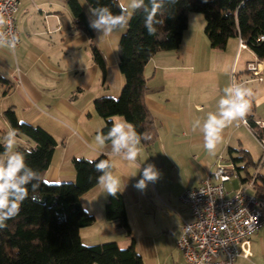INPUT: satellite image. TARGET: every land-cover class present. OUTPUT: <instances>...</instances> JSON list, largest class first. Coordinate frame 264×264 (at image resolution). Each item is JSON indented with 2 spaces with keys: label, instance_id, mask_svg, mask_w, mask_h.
Returning <instances> with one entry per match:
<instances>
[{
  "label": "crops",
  "instance_id": "1",
  "mask_svg": "<svg viewBox=\"0 0 264 264\" xmlns=\"http://www.w3.org/2000/svg\"><path fill=\"white\" fill-rule=\"evenodd\" d=\"M66 1L18 0L14 21L19 46L13 52L0 48V79L4 82H0V143L3 144V137L10 128L4 112L12 109L18 121L42 128L57 143L51 165L43 177L49 183L73 182L74 159L94 160L100 155L107 156L114 165V173L121 179L120 193L126 216L132 217L134 211H141L145 218L158 216L159 224L170 219L168 224L179 238L182 222L190 220L179 195L206 180L214 171L217 156L230 162L229 155L234 158L244 155L246 160L236 166L252 164L245 141L246 135L252 134L248 125L233 122L224 129L215 152L209 153L204 149L202 133L192 131V123L195 119L203 121L209 112L217 110L223 89L232 78L247 86L253 80L246 77V74L252 76L247 64L258 61L261 81L255 78L252 81L258 84L253 94L255 99L250 98L247 116L262 129L264 119L256 110L264 107V60H258L249 49H239L237 37L229 38L223 49L211 48L204 35L202 15L190 13L179 48L158 52L144 66L143 102L153 120L156 140L149 148L141 145L137 161L128 162L111 153L110 142L103 147L96 144L95 136L105 121L93 109L96 99L117 98L120 94L124 79L118 68V43L126 29L107 36H100L92 29L93 37L89 39L75 27ZM78 2L89 21L87 3ZM92 48L103 56L105 72L93 62ZM237 73L239 75L233 77ZM120 119L123 118L116 116L111 120ZM26 145L27 139L18 136L16 148ZM147 163L156 166L160 178L140 190L134 185ZM240 170L236 177L241 183L239 189L255 194L246 182L249 175L242 177ZM107 198L108 193L99 185L81 196L82 208L95 218L91 226L80 230L81 241L85 245L115 242L125 247L129 239L119 233L115 224L105 220L103 208ZM170 211L174 215L171 218ZM153 225L143 221L141 237H152ZM136 245L137 240H134L135 251ZM250 248L249 260L237 258L234 264H264V226L251 236Z\"/></svg>",
  "mask_w": 264,
  "mask_h": 264
},
{
  "label": "trees",
  "instance_id": "2",
  "mask_svg": "<svg viewBox=\"0 0 264 264\" xmlns=\"http://www.w3.org/2000/svg\"><path fill=\"white\" fill-rule=\"evenodd\" d=\"M85 2L90 6L97 3L107 5L113 13L120 11L117 0ZM66 4L75 27L92 39V29L78 0H67ZM190 13L203 16L204 35L211 48L223 49L229 38L237 37L258 60H264V0H208L207 3L203 0H174L172 3L165 0L158 16L162 23L157 25L155 36L147 34L145 13L139 10L132 15L118 43V68L124 79L120 94L117 98L103 97L93 103L95 114L105 121L98 132L106 133L111 127V119L118 116L132 123L138 133L147 131L151 134L152 139L142 141L141 145L149 148L154 143L156 130L143 102L146 90L143 69L158 52L179 48ZM92 59L105 72V61L96 48H92ZM0 82H3L2 79ZM4 117L10 128L18 129V136L27 139L28 145L16 150L25 153L28 165L39 171L43 179L51 165L56 141L40 127L18 124L12 109L6 110ZM244 120L253 136L258 141L264 140V129H259L251 116L246 115ZM3 151V144L0 143V153ZM100 159L108 157L100 155L95 160ZM229 160L238 173L241 168L236 164L245 161L246 157L229 155ZM87 161L73 160V182L48 183L47 186L42 183L36 193L42 197V203L32 201L29 188V198L21 204L19 215L8 220L7 227L0 229V264H144L135 251L120 192L115 197L108 194L103 208L104 217L107 222L124 230L125 236L131 239L130 245L122 249L115 242L91 246L82 243L80 230L91 226L95 218L82 208L80 198L98 185L96 177L99 175ZM251 179L255 195L264 199V176H252L246 182Z\"/></svg>",
  "mask_w": 264,
  "mask_h": 264
},
{
  "label": "clouds",
  "instance_id": "3",
  "mask_svg": "<svg viewBox=\"0 0 264 264\" xmlns=\"http://www.w3.org/2000/svg\"><path fill=\"white\" fill-rule=\"evenodd\" d=\"M174 0H169V3ZM207 3L208 0H203ZM165 0H117L119 13H113L107 5H88L89 27L98 32L100 36H107L115 31H124L132 18V15L143 10L145 13L144 27L149 36L157 34V25L162 21L158 19L164 8ZM7 24L6 17L0 13V48L15 51L17 36L3 30ZM253 95L251 88L244 83L232 78L231 83L223 89V95L217 102V110L209 112L203 121L195 119L192 123V131L199 130L203 135L204 149L214 153L217 145L222 141V133L233 122L244 120L250 110V98ZM23 126L24 121H18ZM18 129L9 128L3 137V153H0V229L7 227V221L19 215L21 204L29 198L35 203H42V197L37 195L41 184L48 185V181L42 179L39 171L30 167L26 161V155L17 151ZM149 132L138 133L135 126L125 119L113 120L107 132L100 131L95 136V142L100 147L110 142L111 153L121 159L135 163L141 151V142L150 141ZM94 166L99 175L96 181L106 193L116 196L120 192L121 179L113 171L114 165L108 159L87 161ZM141 170V165H139ZM135 176V174L133 175ZM160 178L156 166L147 163L142 168L141 178L134 185L135 188L144 190L149 182H155Z\"/></svg>",
  "mask_w": 264,
  "mask_h": 264
},
{
  "label": "built area",
  "instance_id": "4",
  "mask_svg": "<svg viewBox=\"0 0 264 264\" xmlns=\"http://www.w3.org/2000/svg\"><path fill=\"white\" fill-rule=\"evenodd\" d=\"M17 5L18 0H0V13L7 20L3 30L17 36L16 48L20 43L14 21ZM238 46L247 49L241 39ZM247 71L261 81L258 61L247 64ZM241 123L247 125L246 120ZM214 166L204 182L179 195L190 215V220L182 222L176 242L186 264H234L237 258L249 260L250 238L264 226V199L242 189L228 192L225 184L237 177L234 165L218 155ZM252 183L253 179L248 181L249 186Z\"/></svg>",
  "mask_w": 264,
  "mask_h": 264
},
{
  "label": "rangeland",
  "instance_id": "5",
  "mask_svg": "<svg viewBox=\"0 0 264 264\" xmlns=\"http://www.w3.org/2000/svg\"><path fill=\"white\" fill-rule=\"evenodd\" d=\"M195 15H200V14H195ZM238 75L239 73H237V75L234 74L233 77H236ZM246 77H248V79H253L252 81H254L253 76L250 75L248 76V74H246ZM252 81H249L247 87L251 88L254 94V91L257 90L256 85L258 84V82L257 81L252 82ZM257 93L258 92H256L255 94ZM254 96L255 95H252L251 98L255 99ZM256 112H258V114H262L261 118L264 119V107H262L261 109H257ZM245 141L247 142V146L250 149L249 154L252 164H249L247 166L244 164L239 165V168H241L240 170L241 176L242 177H245V175H249V177L254 175L264 176V140H262V142L260 143L250 133L246 135ZM240 187H241V183L237 178L232 180L230 183L225 184V188L229 192H233L236 189H239ZM180 207L182 206L180 205ZM172 215L173 212L170 211L169 218H171ZM157 217L158 216H155V218L154 217L145 218L144 214L141 211L140 212L134 211V215L132 217L131 215H128L127 221L131 233V238L137 240V245H136L137 254L141 257L144 264H186L182 258V254L175 247V241L178 238V234H176L174 228L169 226L168 222L170 221V219L169 220L166 219V222H161V224H159V220L156 219ZM143 221H150L152 222V224H154L153 225L154 227H152L153 230H150L152 237L151 236L141 237L142 230L140 231V224H142ZM118 229H119L118 230L119 233L122 236L129 239V245H130L131 239L125 236L126 234L123 229L121 228ZM92 242H94V240L90 241V243ZM129 245L125 247L119 245V248L123 249L128 247ZM85 246H91V245H85Z\"/></svg>",
  "mask_w": 264,
  "mask_h": 264
}]
</instances>
